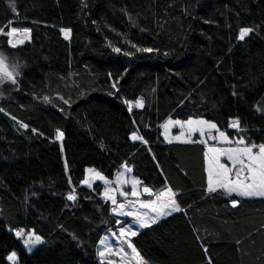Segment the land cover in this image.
Returning a JSON list of instances; mask_svg holds the SVG:
<instances>
[{"label":"trees","instance_id":"obj_1","mask_svg":"<svg viewBox=\"0 0 264 264\" xmlns=\"http://www.w3.org/2000/svg\"><path fill=\"white\" fill-rule=\"evenodd\" d=\"M11 2L0 0V54L16 66V83L0 82V264H99L116 225L101 193L122 165L179 208L131 236L143 264H264V197L209 192L204 143L161 134L167 118L201 117L264 144V0ZM13 27L28 29L16 47ZM242 27L253 32L239 40ZM87 168L103 179L85 183ZM16 227L41 241L25 250Z\"/></svg>","mask_w":264,"mask_h":264},{"label":"rangeland","instance_id":"obj_2","mask_svg":"<svg viewBox=\"0 0 264 264\" xmlns=\"http://www.w3.org/2000/svg\"><path fill=\"white\" fill-rule=\"evenodd\" d=\"M8 68L11 71V68L10 67ZM138 100H141V98L138 97L137 99L133 101H127L128 108L130 109L132 107H137L136 102ZM189 120H193V121L205 120L210 123H213L212 121L206 120L201 117H190L187 119L167 118L161 124V130H162L161 134L166 141H174L176 137H181V139H190L189 141H191L194 135L198 136V139L199 140L201 139L200 141L204 140V142L207 145H209L207 148L208 164L209 166L211 164L213 168L216 167L215 157L218 155V153L210 152L209 149L214 148V149H219V150H229V149H236L238 147L243 148L241 146H245L243 145L245 143H243L242 145H240L241 143H239V141L242 138L236 137V138L230 139L227 137L224 131H221L217 128L209 129L206 125H196V124L189 125L187 123V121ZM169 121H172V123H169ZM176 121H179L180 123H175ZM165 125H167V127H165ZM201 128H203V134H201V131H200ZM191 129H196V130L192 131ZM171 131L173 134H171ZM197 131L201 135H199ZM175 132L177 133L175 134ZM59 133L61 132L58 131L55 138L60 140L61 137L58 138ZM221 133L224 134L223 137L220 135ZM185 135L186 137L190 136V138H186ZM224 137H227V139H225ZM211 143H214L215 147L210 146ZM211 156L213 157V162H214L213 164L211 163ZM219 163L224 164L229 168L233 167V162L229 160L228 157L225 155L219 156ZM208 171H209V168H208ZM85 173H86L85 179H84L85 183L92 181L93 178L97 176V173L90 171L89 168L85 170ZM235 178H236L235 175L234 176L232 175V179H235ZM126 180L123 181V184H126L125 183ZM134 184H135L134 186L129 187L130 188L129 190L125 189L124 187L123 189L120 187L117 188L119 191V193H117L116 192L117 189H115L116 184H115V177H114V185L107 186L101 193L102 197L107 198L108 197L107 191H109V189L114 188L116 192L114 196L115 203L112 202V199L109 201L110 210L115 215V217L118 216L119 218L116 217V224H118L116 227L117 229H115L114 231L110 230L109 234H106L100 237V240L97 244V258H98L99 264H143L145 262L131 241V236H132L131 232H137V230L141 228L139 227L137 223L136 224L132 223L131 218L136 220V214L139 213L141 216H144V221L147 225L152 224V220L150 218H154L156 216V212L153 211V208H158L162 202L166 203L168 201L169 199L168 196L165 195L161 197V193L166 192L168 188L166 189L161 188L153 192L151 191L145 192L144 190H142L141 187H137V183H134ZM110 187H113V188H110ZM222 190L228 195L234 194V193L229 194L226 190L224 189ZM133 191L137 192L139 195H135V196L132 195ZM106 193H107V196H106ZM121 193H124V195H122ZM144 194H147V195H144ZM157 197H161L160 200H158ZM172 199H174V197H172ZM150 202H155L152 205V207H142L143 204H149ZM175 204L178 207L176 201H175ZM231 204H232V201H231ZM121 205H123V208H121ZM113 209H115V211H113ZM167 211H169L170 213L172 212L171 209H167ZM128 213H132V215H128ZM162 217L164 216H161L160 218ZM121 228L125 229L124 235H121L120 233ZM12 231L13 233H15V235L17 232L23 233L21 236H17V235L16 236L19 238L25 250H30L36 246V244L29 246V245H25L24 243L25 240L29 238L34 239L35 236H37L31 230H25L23 227H16V228H13ZM29 234H33V235L30 237ZM129 245H131V247ZM133 249H135V251H133ZM101 252L104 253L103 256L100 255ZM12 253L13 252H11L10 255ZM16 261H17V257H15L14 261L9 260L10 263H14Z\"/></svg>","mask_w":264,"mask_h":264},{"label":"snow or ice","instance_id":"obj_3","mask_svg":"<svg viewBox=\"0 0 264 264\" xmlns=\"http://www.w3.org/2000/svg\"><path fill=\"white\" fill-rule=\"evenodd\" d=\"M10 7L13 11H15V4L14 2H11L10 0ZM11 23V22H10ZM2 31V30H0ZM18 30L16 28H11L10 32L5 33L8 36H11L13 33L17 32ZM25 32L28 31V29H24ZM65 33V38H68V33L70 30H62ZM253 32L252 28L248 27H242L239 30V40H244L245 37L249 36ZM11 44V40L9 41ZM22 43V41H21ZM12 47H16L15 44L11 45ZM116 51H119V49H116ZM137 51H144V52H152L153 49L150 48H143V49H137ZM7 58L4 57L2 54H0V82L11 80L12 83H16V78L14 75L16 66H13V69L10 71L7 63ZM18 74V73H16ZM115 87V85H113ZM137 107H143L142 100H138L136 102ZM169 123H172V121H169ZM175 123H180L179 121H176ZM189 125H206L209 129H215L217 128L216 124L210 123L205 120H189L187 121ZM23 127H27V125H22ZM167 127V125H165ZM231 127L238 128L239 127V121H233L231 124ZM192 131H195L196 129H191ZM201 134H203V128L200 129ZM63 133H59L58 138L62 137ZM222 137L224 136L223 133L220 134ZM227 139V137H224ZM133 140L142 139V137H138L135 134L132 136ZM203 142V141H201ZM239 143L243 144L244 141L241 139ZM253 147H257L255 145L251 147H243V148H236V149H229V150H219V149H209L210 152H216L218 155L215 157L216 159V167L213 168V166L210 164L209 171H208V191L214 192L217 189H224L229 194L236 193L239 196L242 197H264V145H259L258 152L253 154ZM225 155L228 157L229 160L233 162V167L229 168L224 164L219 163V156ZM247 161V162H246ZM238 166V167H237ZM126 167V166H125ZM127 171H131V169L126 168ZM91 171V170H90ZM235 173V179H232V173ZM120 175H123L121 173ZM99 177V174H97ZM100 179H103V177H99ZM127 183V181H125ZM138 183V182H134ZM91 186V185H89ZM145 192H150V189L145 188ZM124 195V193H121ZM132 195H139L137 192L133 191ZM168 196L169 199L166 203L162 202L158 208H153V211L156 212V216L154 218H150L152 220V223H155L161 216H167L170 215V212L167 211V209H171V211H179V208L175 204V200L172 199V197L175 195L172 193L171 189H167L166 192L161 193L162 196ZM107 196V193H106ZM161 197H157L158 200H160ZM112 199V202L115 203L114 197H109ZM69 200H74L75 196L69 195ZM155 202H150L149 204H143L142 207H152V205ZM239 203L237 200H233L232 204L233 206H236ZM121 208H123V205H121ZM115 211V209H113ZM128 215H132V213H128ZM147 215V214H145ZM136 223L139 224V227H147L148 225L144 221V216H141L139 213L136 214ZM121 235L125 234V229L121 228L120 230ZM22 232H17V236H21ZM30 237L33 234H29ZM131 235H136V232H131ZM41 241L40 236H35L34 239L29 238L24 241L25 245H35ZM131 247V245H129ZM135 251V249H133ZM101 256L104 255L103 252L100 253ZM16 257V253H12L8 259L10 261H14Z\"/></svg>","mask_w":264,"mask_h":264},{"label":"crops","instance_id":"obj_4","mask_svg":"<svg viewBox=\"0 0 264 264\" xmlns=\"http://www.w3.org/2000/svg\"><path fill=\"white\" fill-rule=\"evenodd\" d=\"M162 131V130H161ZM198 132V131H197ZM177 132H175V134H176ZM199 133V132H198ZM171 134H173L172 133V131H171ZM174 134V135H175ZM199 135H201L200 133H199ZM182 136H184V135H182ZM185 137H186V135H185ZM186 138H190V136L189 137H186ZM190 139H181V137H176L175 139H174V141H189ZM201 140V139H200ZM203 142H204V140H203ZM205 143V142H204ZM213 144V145H212ZM240 145H242V144H240ZM243 145H245V146H241V147H251V145H248V144H243ZM261 145H264V144H261ZM208 146L209 145H207L206 143H205V151H204V159H205V171H206V177H207V188H208V168H209V164H208V150H207V148H208ZM210 146H214L215 147V145H214V143H211V145ZM258 150H259V148L258 147H253V154H255V153H257L258 152ZM209 158H210V156H209ZM211 163L213 164L214 162H213V157L211 156ZM126 166V167H125ZM238 167V166H237ZM126 168H128V169H131L129 166H127V165H122L120 168H119V170H118V172H117V174H116V176H115V184H116V187H115V189H117V188H122L123 189V187L125 188V189H127V190H129L130 188V186H134L135 184H134V182L136 181V182H138L137 183V187H141L142 188V190H144L145 188H148V187H146V186H144V185H142L141 183H140V181H139V179L138 178H136L135 176H133L132 175V173H131V171H127L126 170ZM120 173H123V175H121L120 176ZM232 175L234 176L235 175V173L233 172L232 173ZM127 179V180H126ZM132 179H134V180H132ZM124 180H126L127 181V183L126 184H123V181ZM110 188H113V187H110ZM164 189H166V188H168V187H163ZM114 189V188H113ZM135 189H136V187H135ZM149 189V188H148ZM168 189H170V188H168ZM150 191L151 192H153L151 189H150ZM172 191V190H171ZM117 193H119V191H118V189H117V191H116ZM172 193H174V192H172ZM235 194V193H234ZM144 195H147V194H144ZM235 200V199H234ZM233 201V200H232ZM173 212H175V211H172L171 213H173ZM170 213V214H171ZM168 216V215H167ZM117 218H119L118 216H116ZM164 217H166V216H164ZM163 218V217H162ZM135 219H132L131 218V222L132 223H135L136 224V220L134 221ZM117 223H119V222H117ZM153 224V223H152ZM117 225L118 224H116L114 227H112V228H109V229H107L101 236H104V235H106V234H109V231L110 230H115V229H117L116 227H117ZM139 225V224H138ZM149 225H151V224H149ZM141 228H139L138 230H140ZM137 230V231H138ZM100 240V239H99ZM99 242V241H98Z\"/></svg>","mask_w":264,"mask_h":264},{"label":"built area","instance_id":"obj_5","mask_svg":"<svg viewBox=\"0 0 264 264\" xmlns=\"http://www.w3.org/2000/svg\"><path fill=\"white\" fill-rule=\"evenodd\" d=\"M25 28L23 29H18L17 32L13 33L11 36H10V40H11V44H16L18 43L19 41H22L24 39L27 38L28 36V31L25 32L24 31ZM108 193V197L106 198L108 201H110L111 199L109 197H114L115 196V190L114 189H109V191H107Z\"/></svg>","mask_w":264,"mask_h":264}]
</instances>
